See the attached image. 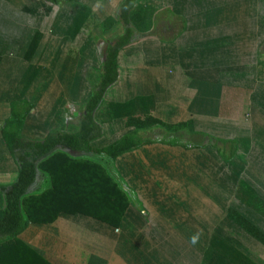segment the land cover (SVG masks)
Wrapping results in <instances>:
<instances>
[{
	"label": "crops",
	"instance_id": "obj_1",
	"mask_svg": "<svg viewBox=\"0 0 264 264\" xmlns=\"http://www.w3.org/2000/svg\"><path fill=\"white\" fill-rule=\"evenodd\" d=\"M138 3L146 6L141 0ZM224 5L221 0L202 1L206 26L212 23L213 14L222 12L223 7L225 9ZM118 7L115 16L104 18L105 23L119 22ZM109 19L114 21L109 22ZM144 20L142 18L139 29H148L155 24L151 21L145 25ZM132 23L134 26L135 21ZM183 24L181 31L194 30L192 24L186 25L184 21ZM224 33H219L211 41L204 39L203 33L188 32L186 40L183 37L179 42L183 33L177 36L176 32L168 37L171 43L164 41L166 37L146 38L143 34L141 38L138 34L132 43L118 52V80L106 90L94 112L102 134L90 146L103 148L135 129H138L140 139L148 141L121 154L107 167L128 196V207L119 225L115 228L80 213H61L52 223H29L18 236L20 240L52 264H144L146 261L141 259L146 249L142 247L143 251L139 250L130 241L128 247L122 246L126 257L122 256L116 245L117 239L191 238L197 233L199 238L213 237L218 231L216 228H221L222 213L227 223V214L233 212V207H243V202L249 198L237 185L241 181L238 178L240 174L257 190L259 200L264 201V57H258V63H253L251 68L248 65L250 70L245 71L248 79L242 81L244 71L241 67L248 58L246 56L244 60L238 45L232 43L228 46L226 43L235 35ZM195 36L196 39L193 38ZM185 42L192 43L188 49L191 53L181 49L187 45L183 44ZM174 44L176 48L169 47ZM106 47L101 63L106 56ZM31 54L23 52V59L31 60ZM227 60L228 67L225 66ZM65 64L66 60L60 66V72L65 70ZM1 65L2 56L0 71ZM33 69L37 70L35 77L26 86ZM33 69L24 74L21 83L17 80L6 102L0 92L2 186L11 185L17 177V169L1 133L3 123L10 115L11 101L20 95L22 100L33 105L25 119L23 135L30 140H43L51 131H76L85 102L92 92V86L88 93L82 90V78L79 71L74 70L73 74L80 82L73 88L74 94L68 90V85L60 82L59 74H53L57 82L52 89L43 91L42 103L32 102L28 93L41 70L39 67ZM44 72L51 76L49 70ZM74 106L78 107L79 113L73 110ZM147 119L156 122L150 123L148 128ZM179 125H186V129L175 131L173 127ZM29 126L35 128L31 135ZM196 126H201V129L195 130ZM211 132L217 133L214 136ZM161 135H168L169 138L162 141ZM62 151L75 160L86 158L98 162V155L92 152ZM249 168L253 174L247 177ZM218 173L226 177L222 176L216 182ZM211 184L213 191L217 192L210 193ZM50 188V178L38 174L29 190L37 195L39 191ZM239 189L242 192L239 193ZM212 203L213 211H218V205L223 206L219 210V223L215 230L211 226ZM236 215L242 219L241 214L236 212ZM249 219L251 222L245 221L247 225L254 226L252 222L255 223L254 227L264 235V218L258 215ZM239 230H243V225ZM240 255L248 259L246 255ZM154 259L152 257L151 261ZM244 264L257 263L248 259Z\"/></svg>",
	"mask_w": 264,
	"mask_h": 264
},
{
	"label": "rangeland",
	"instance_id": "obj_2",
	"mask_svg": "<svg viewBox=\"0 0 264 264\" xmlns=\"http://www.w3.org/2000/svg\"><path fill=\"white\" fill-rule=\"evenodd\" d=\"M54 1L55 3L52 4L46 0H0V56H2L0 92H2L5 102L11 96L17 80L19 82L24 74L32 71L33 67H39L41 70L28 93V98L32 102L42 103L43 91L53 88L57 82L53 77L58 74L60 82L68 85V90L74 94L73 88L80 83L73 74L74 70L79 71L82 78V90L88 93L93 82L97 80L105 47L109 43H113L116 36L123 31V25L119 22L112 24L104 22L106 16H115L120 0H80L76 4L66 0ZM202 1L141 0V3L149 8V13L143 23L146 25L151 21L155 22L148 29L142 30L141 38L143 34L146 38L166 37L164 41L171 43L168 37L175 35L176 32L177 36L183 33L179 42L183 37L186 40L188 32L203 33L204 39H211V41L221 32L235 35L230 37L231 40L228 39L226 43L228 46H232V43L238 45V50L244 60L247 56L248 61H244L241 67L244 71L242 81H245L248 79L245 77V71L250 70L253 63L257 62L258 57H264V0H221V3L225 4V9L223 7L222 12L213 14L214 17L211 16L212 23L208 26L204 23L206 14L204 15L202 12ZM183 21L186 25L187 23L192 24L194 30L184 31L183 29L181 31L180 26L184 25ZM135 24L137 28H140L142 19L137 17ZM138 34L139 32H135L136 36ZM193 38L196 39L197 36ZM165 42L162 44H166ZM186 43L187 45H185ZM183 44L185 45L184 49H181L184 52H190L188 49L192 47V43L185 42ZM175 46L176 44L169 47ZM23 52L29 55L32 53V59L24 60ZM231 53L234 55L233 51ZM64 60H66V67L60 72V66H63ZM225 66H229L228 60ZM44 70L47 72L49 70L51 76ZM73 110L79 113L77 106H74ZM29 128L31 135L35 128L33 126H29ZM197 129H201V126H196L195 130ZM37 133L40 135L39 132ZM216 133L211 132L210 134L215 136ZM161 137L162 141L169 138L168 135H161ZM172 139L173 137L170 140ZM211 143L214 142L211 141ZM247 173V177L253 174L252 169L249 168ZM217 175L216 182L221 180L220 177H226L223 173ZM238 178L241 181L237 185L242 190L244 189V193L249 197L247 201L243 202V207H233L234 213L241 214L240 225L235 226L236 224L232 220L233 212L228 211L227 223L224 213H222L221 228H216L218 231L211 238H199L195 245L190 243V238L128 240L118 238L116 245L119 246V253L126 257L122 246H129L131 241L139 247V250L142 247L146 249L143 259H141L146 261L144 264H244L248 259L257 264H264V246L254 237L248 236L249 230L247 232L244 231V228L242 231L239 230L240 226L246 223L245 221H250L249 218L258 215L264 218V201L259 200L257 197L259 193L245 179L244 175L240 174ZM215 185L217 187L218 183ZM212 191L211 184L210 193L217 192L216 190ZM238 192L242 191L239 189ZM211 199L215 201L212 196ZM222 208L223 206L219 207L218 205V211L216 209L213 211L214 205L211 204L212 230L218 226L219 210ZM224 223H226V228H224ZM252 224L256 226L255 223L252 222ZM219 229L222 231L219 232ZM127 241L128 244H126ZM237 253L246 255L248 259L245 256H237ZM136 255L139 256V254ZM151 256L155 257L153 261H151ZM128 258L130 260L131 257Z\"/></svg>",
	"mask_w": 264,
	"mask_h": 264
},
{
	"label": "trees",
	"instance_id": "obj_3",
	"mask_svg": "<svg viewBox=\"0 0 264 264\" xmlns=\"http://www.w3.org/2000/svg\"><path fill=\"white\" fill-rule=\"evenodd\" d=\"M46 1L55 3L54 0ZM66 1L77 3V0ZM148 12L149 9L140 5L138 0L121 1L117 19L124 26L123 33L106 47L98 80L92 85L76 131L55 130L43 140L27 139L23 129L33 105L22 100L20 95L11 101L10 115L4 121L1 133L5 148L17 169V177L11 185H0V264H52L18 238L29 223H52L61 213H80L115 228L119 225L128 207V196L107 167L121 154L137 149L148 141L140 139L138 129H135L103 148H92L90 143L102 134L94 112L106 90L118 80V52L133 42L135 32L142 33V29L136 28L135 24L133 26L132 22L137 17L146 18ZM113 21L109 19V22ZM36 72L33 69L26 86H29ZM155 122L147 119L146 125L150 128V123ZM181 129H186V125H179L174 130ZM62 149L95 153L98 162L86 158L75 160ZM38 174L50 178L51 188L41 190L36 195L29 188ZM239 218L233 212L235 224H241L242 219ZM246 225L243 228L249 230V235L264 246V235L254 226Z\"/></svg>",
	"mask_w": 264,
	"mask_h": 264
},
{
	"label": "clouds",
	"instance_id": "obj_4",
	"mask_svg": "<svg viewBox=\"0 0 264 264\" xmlns=\"http://www.w3.org/2000/svg\"><path fill=\"white\" fill-rule=\"evenodd\" d=\"M199 241V233L193 235L191 238H190V243L195 245L196 243H198Z\"/></svg>",
	"mask_w": 264,
	"mask_h": 264
}]
</instances>
